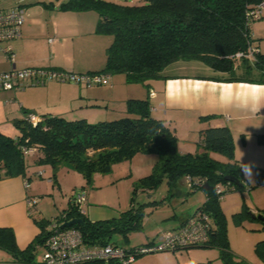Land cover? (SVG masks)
Listing matches in <instances>:
<instances>
[{
	"label": "trees",
	"instance_id": "16d2710c",
	"mask_svg": "<svg viewBox=\"0 0 264 264\" xmlns=\"http://www.w3.org/2000/svg\"><path fill=\"white\" fill-rule=\"evenodd\" d=\"M262 1L145 0L141 3H120L111 0H65L57 7L94 11L97 14L95 31L110 36L105 49V64L98 71L123 73L127 81L142 83L149 91V81L159 77L167 65L177 60H199L215 71L233 74L237 58L231 56L237 51H247L249 46L257 49L254 58H240L241 63L246 70L257 71V83H264V52L260 51L258 38L252 31L255 21L264 16V10L257 11V5ZM125 112L128 115L96 123L84 118L67 119L45 114L40 122L32 124L29 112L23 118L13 119L17 129L15 136H7L0 131V178L25 177L29 152L24 149L32 147L37 151L35 162H48L53 166L66 162L87 179L95 170L106 168L112 161L130 158L136 152L156 154L152 171L140 179L141 185L157 187L165 180L171 192L181 179L190 177L193 181L204 178L206 184L212 186V189H204L206 199L194 209L209 215L207 241L176 250L194 246L217 247L221 257L229 263L225 217L220 208L221 198L214 191L217 184L227 183L225 175L238 178L240 172V164L234 159L229 128L214 126L200 129L198 145L201 151L180 152L174 131L161 119L151 116L148 96L128 98ZM258 140L264 143V133L258 134ZM97 152L100 153L96 156ZM211 152L222 154L226 159L215 158ZM241 187L243 184L230 182V187L224 189L223 194ZM187 188L196 190L200 187ZM81 209L73 197L57 216L35 219L40 231L25 249L18 248L11 228L0 227V248L12 255L9 261H38L45 247L38 257L37 250L52 232L50 226L53 223L60 228L78 229L83 243L104 245L117 244L111 241L113 233L127 236L139 226L141 219L140 211L128 209L115 217L90 220ZM234 216L241 221L246 214L242 210ZM255 216H252L253 219H258ZM73 218H81L82 222L61 226ZM258 220L264 222V219ZM140 246L130 249L137 250ZM255 248L264 254V240L258 241Z\"/></svg>",
	"mask_w": 264,
	"mask_h": 264
},
{
	"label": "crops",
	"instance_id": "0c3cea01",
	"mask_svg": "<svg viewBox=\"0 0 264 264\" xmlns=\"http://www.w3.org/2000/svg\"><path fill=\"white\" fill-rule=\"evenodd\" d=\"M49 6L53 8L44 24H38L34 18L27 19L25 15L20 35L0 42L1 48L10 45L15 54L14 63H11L0 50V72L43 67L80 73L98 71L104 66L103 49L107 42H102L101 34L95 31L97 14L92 10H62L52 3ZM254 25L262 29L260 24ZM259 49L264 52L260 46ZM190 61H184L172 72H161L159 77L149 81L146 95L137 97L148 96L151 116L161 119L174 131L180 152L201 151L198 145L200 129L227 126L233 139L234 159L264 170V143L258 140V134L264 133V83H257L256 75L235 72L244 66L241 59L234 60L233 74L215 71L207 64L205 70L189 72ZM96 90L82 83L56 80L24 89L1 90L0 131L15 136L17 129L12 120L23 118L28 112L41 117L46 114L88 121V117L95 115L93 107L100 94ZM109 91L114 95L112 83ZM121 111L125 112V109ZM187 134H193V138L187 139ZM188 141L187 149L181 148ZM25 181L21 176L0 178V227L12 229L19 249H25L40 231L28 203L8 197L13 189L20 193ZM205 199L204 191L197 206ZM188 215L175 213L172 219L177 220V225ZM106 218L109 217L101 219ZM0 250L5 254L4 260L13 258L9 252Z\"/></svg>",
	"mask_w": 264,
	"mask_h": 264
},
{
	"label": "rangeland",
	"instance_id": "374dc122",
	"mask_svg": "<svg viewBox=\"0 0 264 264\" xmlns=\"http://www.w3.org/2000/svg\"><path fill=\"white\" fill-rule=\"evenodd\" d=\"M65 0H0V10L21 5L25 10L26 18H34L38 24H44L48 19L49 10L56 8ZM120 3H141L145 0H111ZM262 29L254 25L253 32L264 51V16L256 20ZM102 42L110 41V36L101 34ZM101 43V42H100ZM107 45H105L107 47ZM104 47V51L106 49ZM101 50V49H100ZM184 60H177L167 65L161 72L166 74L176 70ZM189 72H200L206 69V64L199 60H191ZM195 64V65H194ZM201 67V68H200ZM237 74L257 75L256 70H246L243 66L235 71ZM85 73V72H80ZM115 85L114 95H110L109 87ZM82 85H86L83 84ZM87 86V85H86ZM99 97L93 107L94 117L91 115L88 122L96 123L101 120H112L126 116V101L130 98H138L148 92L145 85L139 82H129L123 73L111 74L109 84H93ZM92 113V110H91ZM195 134V133H194ZM193 138V134H187V139ZM195 136V135H194ZM189 141L181 148L188 147ZM192 145H194L192 143ZM190 148V147H189ZM194 148V147H192ZM194 150V149H191ZM37 151L32 147L26 157V177L28 186H23L20 193L11 190L8 197L16 200L23 199L28 203L32 218L40 219L57 216L63 208L69 205V200L79 192L86 194V200L81 205L86 217L90 220H99L104 217L117 216L121 212L132 209L141 212L139 226L131 230L127 236L119 232L112 235L111 241L132 248L146 245L150 241H156L158 234L164 229L172 228L177 220L172 215L181 213L190 214L204 196V190L198 188L190 190L181 179L178 187L185 192L183 196L172 195L165 180L157 187L149 188L140 184V179L151 173L157 155L147 152H136L130 158L112 161L104 169L95 170L89 179L80 171L74 169L69 163L53 166L48 162L37 163L33 158ZM106 152V151H103ZM100 152L95 153L97 156ZM211 155L220 160L225 156L211 152ZM84 157V156H83ZM242 164V163H239ZM258 174L254 169L247 170L243 174L238 172V178L243 184L241 188H235L225 192L220 199V208L225 217V225L228 240V262L236 264H264V254L258 252L255 245L264 240V222L253 219V215L264 214V184L259 180L264 179V170ZM10 176L8 178H13ZM22 178V176H21ZM26 178V179H25ZM247 183L251 188H246ZM225 187L224 183H220ZM200 200V201H199ZM245 211L246 216L239 221L235 213ZM40 246L37 255L43 252ZM5 254L0 250V260H4ZM221 257L220 250L212 246H194L176 251L162 250L145 252L137 255L130 264H229Z\"/></svg>",
	"mask_w": 264,
	"mask_h": 264
},
{
	"label": "built area",
	"instance_id": "2783aa9c",
	"mask_svg": "<svg viewBox=\"0 0 264 264\" xmlns=\"http://www.w3.org/2000/svg\"><path fill=\"white\" fill-rule=\"evenodd\" d=\"M264 10V1L257 5V11ZM258 15L255 14V18ZM25 19V10L21 5L0 10V42L13 39L20 35L21 24ZM0 50L8 61L14 63L15 54L10 45ZM257 49L249 46L247 51H237L231 57L254 58ZM110 73L104 71H89L85 73L72 72L65 69H53L43 67H27L23 69L12 68L9 71L0 72V91L11 89H24L30 85H41L51 80L60 82L83 83L88 86L93 84H109ZM32 124L40 122L42 117L33 113L28 114ZM31 149H24L29 152ZM254 169L258 174H262L261 169L251 167L248 164H240V172L243 174L247 170ZM186 187H203L206 184L204 178L192 180L190 177L184 179ZM230 182L225 183V187L217 184L214 191L222 198L224 189L230 187ZM233 183V182H231ZM264 184V179L259 180ZM246 188H251L248 182L244 183ZM28 186V181L24 182ZM86 195L83 191L75 197V204L81 209L85 202ZM32 199L28 200L30 203ZM82 210V209H81ZM208 221L209 215L204 211H194L190 216L174 228L164 229L158 234L157 240L146 245H141L137 250L128 249L118 244L91 245L83 243L81 233L74 227L60 228L56 223L51 224L52 232L45 240V251L38 261H0V264H130L136 257V252H152L162 250H176L190 245L204 244L208 239Z\"/></svg>",
	"mask_w": 264,
	"mask_h": 264
},
{
	"label": "water",
	"instance_id": "95a60500",
	"mask_svg": "<svg viewBox=\"0 0 264 264\" xmlns=\"http://www.w3.org/2000/svg\"><path fill=\"white\" fill-rule=\"evenodd\" d=\"M225 179L235 183L236 185H241L242 184L241 181L239 180V178H237L234 175H225ZM202 188L203 189H212V186H210L208 184H205V185H203ZM171 194L172 195H177V196H183L185 194V192L182 191L178 186H174V187L171 188ZM255 217H257L258 219H264V216H262L261 214L256 215ZM81 222H82L81 218H73V219H70V220L64 222L61 226L62 227L70 226V225H73L75 223H81Z\"/></svg>",
	"mask_w": 264,
	"mask_h": 264
},
{
	"label": "clouds",
	"instance_id": "9594fccd",
	"mask_svg": "<svg viewBox=\"0 0 264 264\" xmlns=\"http://www.w3.org/2000/svg\"><path fill=\"white\" fill-rule=\"evenodd\" d=\"M228 181V180H227ZM235 184V183H234ZM236 185V184H235Z\"/></svg>",
	"mask_w": 264,
	"mask_h": 264
}]
</instances>
